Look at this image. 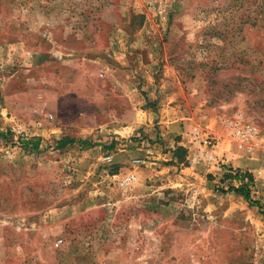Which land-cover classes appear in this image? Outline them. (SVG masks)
<instances>
[{"label": "rangeland", "instance_id": "1", "mask_svg": "<svg viewBox=\"0 0 264 264\" xmlns=\"http://www.w3.org/2000/svg\"><path fill=\"white\" fill-rule=\"evenodd\" d=\"M0 264H264V0H0Z\"/></svg>", "mask_w": 264, "mask_h": 264}, {"label": "built area", "instance_id": "2", "mask_svg": "<svg viewBox=\"0 0 264 264\" xmlns=\"http://www.w3.org/2000/svg\"><path fill=\"white\" fill-rule=\"evenodd\" d=\"M150 7L154 10L156 15L164 19L166 13L165 4L159 1L152 4ZM100 76L102 77V74H100ZM228 129H230L231 136L237 142L239 147H247V149H251L253 144L258 141V129L253 124L246 122L240 116H238L234 122L228 124ZM189 141L190 145H192L191 148H194L191 152L192 160L197 161L198 159H206L210 161L214 158L212 152L215 148V139L212 134L210 135L209 133L194 127L189 134ZM107 160L109 161L110 158H107ZM133 163L138 164L141 163V161L134 160ZM135 180L136 176L130 173L123 176L119 183L122 187L126 188Z\"/></svg>", "mask_w": 264, "mask_h": 264}, {"label": "trees", "instance_id": "3", "mask_svg": "<svg viewBox=\"0 0 264 264\" xmlns=\"http://www.w3.org/2000/svg\"><path fill=\"white\" fill-rule=\"evenodd\" d=\"M38 142H39L38 139L32 140V141L24 143V146H26V148L29 147V148L37 149L38 148ZM74 144H77L79 147H82L84 149H88L91 147V145L87 139L74 140L71 138H64V139L57 141V149H64L68 145H74ZM224 177H225V179H231L232 178V179L239 182V185L237 187L231 186L228 189L229 191H233L235 194L241 195L245 201H248L253 206H256V207L260 206V204L257 201L252 200L250 197L249 188L253 183V178L250 174L237 172L234 175L225 174Z\"/></svg>", "mask_w": 264, "mask_h": 264}]
</instances>
